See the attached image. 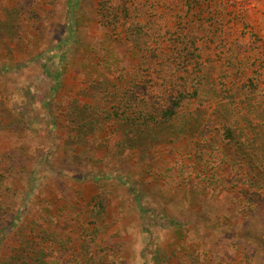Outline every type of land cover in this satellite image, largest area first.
Here are the masks:
<instances>
[{
  "label": "rangeland",
  "instance_id": "1",
  "mask_svg": "<svg viewBox=\"0 0 264 264\" xmlns=\"http://www.w3.org/2000/svg\"><path fill=\"white\" fill-rule=\"evenodd\" d=\"M140 7L129 15L158 52L188 28L198 37L202 86L180 113L182 121L201 112L192 132L163 138L133 127L131 138L130 127L98 122L85 134L87 108L105 109L113 84L137 72L132 41L105 23L97 0H0V168L10 163L18 177L17 195L0 200L12 212L0 211L9 225L0 264L35 221L45 230L35 246L44 264H88L94 251L109 264H264V186L249 183L246 163L264 173V0ZM250 78L253 91L243 86ZM147 79L139 83L151 89ZM217 114L237 121L240 142H220ZM247 120L258 124L256 150L244 147ZM100 195L107 210L94 226L89 211Z\"/></svg>",
  "mask_w": 264,
  "mask_h": 264
},
{
  "label": "trees",
  "instance_id": "2",
  "mask_svg": "<svg viewBox=\"0 0 264 264\" xmlns=\"http://www.w3.org/2000/svg\"><path fill=\"white\" fill-rule=\"evenodd\" d=\"M141 1L142 0H97V12L100 14V17L104 19L105 23L112 29L122 27L124 35L132 41V51L138 58L139 66L137 72L130 73V76L127 78L122 75L124 81L120 84L117 82L113 84V99L110 105L99 112L94 110V106L87 108V110L91 109L90 115L88 117H82L79 126L77 125L78 128L81 127V130L84 131L85 134H88L89 130L93 129L92 124L96 126L99 122L97 125L99 126L101 123L105 124L106 122H112L118 126L130 127L127 132L128 136L131 134L132 128L136 127L133 131L139 130L140 133H144L146 130L148 134L154 135L155 133H159L160 135H164L162 137L165 138V135H176L184 131L186 133L192 132L194 129H197L196 126H198V124L200 126L204 123V120L202 121V119H200L201 112H198L196 114L197 116L191 114L190 117H187L185 120H180L182 108L185 107L188 101L198 97L199 88L202 86L201 81L195 77L196 71L202 70L197 61V58L200 56L199 52L197 53L199 50L197 46V35L188 28L186 32L178 33L173 41H171V50L158 52L154 47L148 44L149 42L145 39V36L139 31L140 28L137 24L139 21L136 20L135 23L134 19L129 15L131 9L139 10L142 8L140 7ZM209 1L210 0H182L186 6L191 7L192 5L201 6L205 2L209 3ZM78 13L73 15V27L78 25L80 21ZM68 33L70 34V32ZM189 63H192L191 68L185 66ZM143 78H148L149 84H151V87L153 86L151 89L147 88L146 83H139ZM248 80L250 81L249 84L245 83L243 86H246L248 91H253L257 88L258 81H256L255 78H250ZM80 114L83 115V112L81 111ZM100 114H102V117ZM216 116L222 124L221 129H223L220 142L222 140L227 144L240 142L239 138L242 136L243 131L241 130L242 128L239 127L237 121L230 120L227 117L223 118L221 114H217ZM212 121L213 120L210 119L208 123ZM261 121H264V119ZM252 123V121L247 120L248 131L250 130L253 135L252 137H250L248 133L243 135L247 136L244 138V147L256 150L257 147L252 143L255 142L259 136L255 134L253 129H256L258 124L252 125ZM81 130L79 131L81 132ZM236 130L241 133L236 134ZM237 136H239V138ZM129 137L132 138V136ZM137 137L138 136H135L134 138V140L137 139L136 143L138 139L141 138ZM142 138L145 139L146 137L143 136ZM169 140H172V137ZM262 141L264 142V138ZM250 154L251 153H248V155ZM249 159L250 160L246 163L249 164L248 172L252 176L248 175L247 180L251 184L256 183L259 187L264 186V173L260 175L253 173L254 165L251 164L252 158L249 157ZM2 164L0 168V200L6 198L7 194H10V196L17 195V192H14L15 189L13 188L18 178L13 177V173L11 172L15 169L10 163ZM252 177H254V180ZM5 179H7L8 185H6ZM24 180L28 179L25 178ZM58 196L62 198L61 195ZM25 200L26 194L18 197V201L21 205L24 204ZM94 201L95 203L92 205L89 215L93 217L94 226H98L100 218H103L106 214L107 206L106 200H104L101 195L96 197ZM6 203L9 206L12 205L9 201H6ZM9 209L10 208L5 206V203L2 204L0 201V211L4 212L7 210L8 213H12ZM50 217L53 219L55 216L50 215ZM55 222L60 224V218L56 217ZM55 222L54 224H56ZM14 223L15 226H17L25 222L20 219L15 221L14 219ZM35 223L37 228H31L32 230L26 233L28 237H24L26 234L19 236L16 243L17 245L20 244V246L7 261L1 262V264H44L43 260L40 258V248H36L35 246L44 243L46 236L43 231L45 230L40 222L35 221ZM7 226L9 225L0 223V230L4 231ZM11 226L13 225H10V227ZM39 227H42L43 230ZM54 236L56 239L58 238L59 243H64L66 241L62 239L63 236H61L60 233H55ZM92 236L94 237V235ZM102 253L94 251L93 254L89 256L90 259H88V264H109L105 262V256Z\"/></svg>",
  "mask_w": 264,
  "mask_h": 264
}]
</instances>
